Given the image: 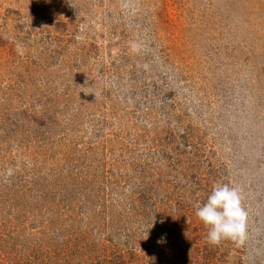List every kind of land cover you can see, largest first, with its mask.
Listing matches in <instances>:
<instances>
[{"label":"rangeland","instance_id":"1","mask_svg":"<svg viewBox=\"0 0 264 264\" xmlns=\"http://www.w3.org/2000/svg\"><path fill=\"white\" fill-rule=\"evenodd\" d=\"M149 261L264 264V0H0V264Z\"/></svg>","mask_w":264,"mask_h":264},{"label":"clouds","instance_id":"2","mask_svg":"<svg viewBox=\"0 0 264 264\" xmlns=\"http://www.w3.org/2000/svg\"><path fill=\"white\" fill-rule=\"evenodd\" d=\"M196 216L208 227L207 241L219 245L222 240L243 242L247 236L248 212L241 192L234 185L218 183L206 201L196 207Z\"/></svg>","mask_w":264,"mask_h":264},{"label":"trees","instance_id":"3","mask_svg":"<svg viewBox=\"0 0 264 264\" xmlns=\"http://www.w3.org/2000/svg\"><path fill=\"white\" fill-rule=\"evenodd\" d=\"M151 212H152V216H153L152 219L155 220L156 222H159V211H158L157 209H154V210L151 211ZM153 212H154V213H153ZM156 218H157V219H156ZM161 218L163 219V216H162V215L160 216V219H161ZM151 223H152V222H149V225H150ZM158 224H160V222H159ZM139 227L142 228V226H139ZM145 228H146V227H145ZM145 228H144V229H145ZM162 230H164V229H162ZM171 232H172V231H171ZM171 232H170V233H171ZM152 233H154V232H152ZM152 233H151V234H152ZM159 234H160V231H159ZM154 238H156L157 240L159 239V238L156 237V236H155ZM160 242H162V241H160ZM163 244H164V243H163ZM154 245H155V243L152 242L151 246L149 247V250L152 249V247H153ZM170 247H172V245H171ZM162 250H163V251H162ZM162 250L159 251V252L161 253V255H160L161 258H160V260H159V263H161L162 261H165L166 257H169V256H170V253H171V251H170V252H167V251H165V249H162ZM169 259H170V258H169ZM169 259H168V260H169ZM159 263H158V264H159ZM124 264H125V263H124ZM144 264H145V263H144ZM148 264H151V262L149 261Z\"/></svg>","mask_w":264,"mask_h":264}]
</instances>
